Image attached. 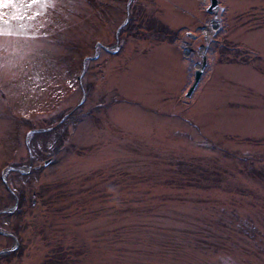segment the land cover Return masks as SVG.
Listing matches in <instances>:
<instances>
[{
    "label": "rangeland",
    "instance_id": "obj_1",
    "mask_svg": "<svg viewBox=\"0 0 264 264\" xmlns=\"http://www.w3.org/2000/svg\"><path fill=\"white\" fill-rule=\"evenodd\" d=\"M215 1L0 9V264H264V0Z\"/></svg>",
    "mask_w": 264,
    "mask_h": 264
},
{
    "label": "snow or ice",
    "instance_id": "obj_2",
    "mask_svg": "<svg viewBox=\"0 0 264 264\" xmlns=\"http://www.w3.org/2000/svg\"><path fill=\"white\" fill-rule=\"evenodd\" d=\"M23 2V0H22ZM38 0H32V3H37ZM6 6H11L13 8H17L19 7L20 5H18L15 0H0V9L6 7ZM13 18H18V17H13ZM0 20H3V16L0 15Z\"/></svg>",
    "mask_w": 264,
    "mask_h": 264
},
{
    "label": "water",
    "instance_id": "obj_3",
    "mask_svg": "<svg viewBox=\"0 0 264 264\" xmlns=\"http://www.w3.org/2000/svg\"><path fill=\"white\" fill-rule=\"evenodd\" d=\"M216 4V1L215 0H212V5L214 6Z\"/></svg>",
    "mask_w": 264,
    "mask_h": 264
}]
</instances>
